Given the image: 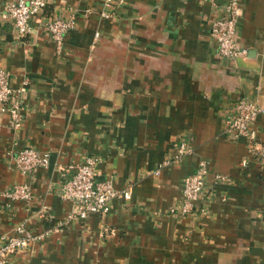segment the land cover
<instances>
[{"label": "crops", "instance_id": "1", "mask_svg": "<svg viewBox=\"0 0 264 264\" xmlns=\"http://www.w3.org/2000/svg\"><path fill=\"white\" fill-rule=\"evenodd\" d=\"M46 1L73 16L60 54L37 20L18 38L0 17V67L11 87L27 82L19 126L0 110V233L64 221L73 207L60 186L85 156L99 158L97 179L130 196L113 198L107 215L69 220L10 264H264V163L224 133L234 101L264 106V0H237L235 43L246 52L234 60L210 33L228 0ZM253 128L264 144V115ZM182 140L193 152L161 166ZM22 147L48 152V166L15 170L9 152ZM199 158L205 211L169 214ZM15 183L30 185V202L1 195Z\"/></svg>", "mask_w": 264, "mask_h": 264}, {"label": "built area", "instance_id": "2", "mask_svg": "<svg viewBox=\"0 0 264 264\" xmlns=\"http://www.w3.org/2000/svg\"><path fill=\"white\" fill-rule=\"evenodd\" d=\"M48 2L46 0H9L0 11V17L10 20L16 37L22 38L32 32L29 24L31 19L37 20L40 28L52 40L55 51H63L66 32L74 26L73 16L42 15ZM111 0H106L105 7H109ZM101 15L107 16L108 11L103 10ZM239 17L237 0H228L222 8V14L211 22L210 33L217 44V53L228 60L245 54L246 50L235 43L236 25ZM10 73L0 67V110L6 111L15 127L19 126L23 111V95L27 82L24 80L18 87L9 84ZM259 115H264V106L257 100L241 97L234 101L225 114L224 133L233 139L243 138L249 147V154L264 163V144H256L253 124ZM256 144V145H255ZM193 152L192 147L185 141H179L173 147V154L161 166L176 162L185 154ZM11 166L25 174L32 175L38 167L49 164V153L39 152L33 147H22L13 153L9 152ZM99 158L93 155L85 156L82 161L69 165L70 175L61 184L59 195L68 199L73 209L67 214L64 221H59L43 231L36 232L28 227L26 221L13 225L11 232L0 233V264H10V256L40 244L52 232L62 230L69 220L86 218L89 214L107 215L110 212L111 200L117 196L129 198L130 188L116 190L112 179L99 180L96 178V164ZM247 160L241 162L245 165ZM158 173V170L155 171ZM208 164L199 158L194 170L182 178L181 199L168 209L169 214L187 215L203 213L202 202L208 201L206 196V175ZM223 179L219 174L214 180ZM2 196L12 200H21L28 203L33 198L31 187L27 183H15L1 192Z\"/></svg>", "mask_w": 264, "mask_h": 264}, {"label": "trees", "instance_id": "3", "mask_svg": "<svg viewBox=\"0 0 264 264\" xmlns=\"http://www.w3.org/2000/svg\"><path fill=\"white\" fill-rule=\"evenodd\" d=\"M42 15H43L44 17L55 16L54 12H50V11H49L48 5H47L46 8L44 9ZM96 215H97V214H96Z\"/></svg>", "mask_w": 264, "mask_h": 264}]
</instances>
